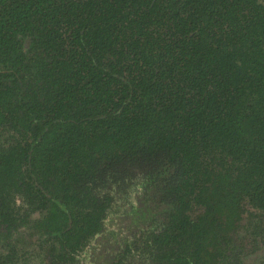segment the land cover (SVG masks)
I'll return each mask as SVG.
<instances>
[{
	"label": "trees",
	"instance_id": "16d2710c",
	"mask_svg": "<svg viewBox=\"0 0 264 264\" xmlns=\"http://www.w3.org/2000/svg\"><path fill=\"white\" fill-rule=\"evenodd\" d=\"M0 264H264V1L0 0Z\"/></svg>",
	"mask_w": 264,
	"mask_h": 264
},
{
	"label": "rangeland",
	"instance_id": "374dc122",
	"mask_svg": "<svg viewBox=\"0 0 264 264\" xmlns=\"http://www.w3.org/2000/svg\"><path fill=\"white\" fill-rule=\"evenodd\" d=\"M260 1H264V0H260Z\"/></svg>",
	"mask_w": 264,
	"mask_h": 264
}]
</instances>
